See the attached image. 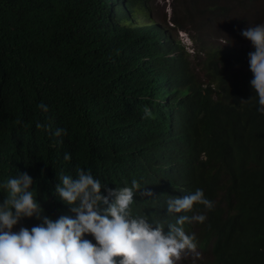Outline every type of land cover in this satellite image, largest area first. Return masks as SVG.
<instances>
[{"label": "clouds", "instance_id": "9594fccd", "mask_svg": "<svg viewBox=\"0 0 264 264\" xmlns=\"http://www.w3.org/2000/svg\"><path fill=\"white\" fill-rule=\"evenodd\" d=\"M137 1L128 5L123 0L107 1L112 47L134 61L126 76L143 79L150 88L160 85L162 78L170 80L149 54L170 49L177 40L188 68L202 78L201 64L195 63L204 58L197 51L203 46L226 53L219 70L227 72L236 86L246 79L255 94L248 101L255 98L258 111L264 114V20L259 17L262 8L256 7L254 0H236L229 3L232 8L222 5L227 7L226 14L235 15L234 22L218 13L190 22L187 18L195 36L185 31L183 22L179 27L173 21L174 17L181 22L184 15L172 13L170 26L185 31L190 48L168 26L148 17L150 8L145 0ZM199 1L191 0L185 8L188 15ZM2 26L1 20L0 37ZM156 34L159 37L149 49L136 51L131 43ZM172 55L171 50L166 54ZM195 84L176 88L168 118L133 127L132 144L149 139L157 148L153 167L136 162L145 172L136 180L120 183L116 174L104 169L70 165L74 157L71 144L59 137V129L46 138L51 144L58 142L62 150L57 155L49 153L51 160L44 167L30 169L28 164L27 170H22L0 166V264H212L211 244L204 241L201 227L214 204L205 197L202 183L194 179L195 167L207 161L206 153L194 144L197 116L188 109ZM199 86L203 91L205 84ZM81 89L79 83L72 82L70 94L79 95ZM40 107L47 111L45 105ZM144 113V118L155 119L147 106ZM208 165L221 182L234 180L239 170L246 173L244 179L253 178L264 190V130L255 139L240 136L236 145L212 156ZM219 205L225 208L223 202ZM208 227L239 250L241 264L248 259L264 264V247L250 244L263 236L258 216L243 211L230 227L212 223Z\"/></svg>", "mask_w": 264, "mask_h": 264}, {"label": "trees", "instance_id": "16d2710c", "mask_svg": "<svg viewBox=\"0 0 264 264\" xmlns=\"http://www.w3.org/2000/svg\"><path fill=\"white\" fill-rule=\"evenodd\" d=\"M107 1L0 0V21L4 25L0 37V166L22 170H27L28 164L30 169L44 167L51 160L49 153L57 155L62 150L58 142L51 144L46 138L59 129V137L71 144L74 157L70 165L104 169L116 174L120 183L145 176L136 162L153 167L157 148L149 139L132 144L133 127L168 118L176 88L196 83L188 109L197 116L194 144L206 153L207 161L195 167L194 179L202 183L205 197L214 204L205 214L201 233L204 241H210L212 264H241L239 250L212 232L208 224L230 227L246 211L258 216L263 225V236L250 244L264 247V190L253 178L244 179L246 173L239 170L234 180L221 182L208 162L236 145L240 136L255 139L264 130V114L258 111L257 100L248 101L255 97L250 83L245 79L240 86L232 84L231 76L219 70L226 53L203 46L197 51L204 58L195 63L201 64L203 74L197 78V73L188 68L177 40L172 48L149 54L170 80L162 78L160 85L150 88L143 79L126 76L134 61L120 56L112 47ZM123 1L127 5L138 3ZM212 1H199L189 15L183 11L182 20L188 18L190 22L215 13L224 16L227 7L212 8L207 4ZM182 20L173 17L179 27ZM158 37L147 35L131 43L136 51L146 50ZM170 50L173 55L166 56ZM72 82L82 86L79 95L70 94ZM199 83L205 84L203 91ZM145 106L155 119L144 118ZM243 152L246 154V149ZM216 193L220 194L218 198L214 197ZM221 202L225 208L219 205Z\"/></svg>", "mask_w": 264, "mask_h": 264}, {"label": "rangeland", "instance_id": "374dc122", "mask_svg": "<svg viewBox=\"0 0 264 264\" xmlns=\"http://www.w3.org/2000/svg\"><path fill=\"white\" fill-rule=\"evenodd\" d=\"M235 1L236 0H213L212 2H209L207 4L211 5L212 8H214V6L225 5L226 3L228 6H230L229 3L235 4ZM145 2L150 8L148 17L163 26H168L171 29V32L179 38V41L183 42L187 48H190L191 45L188 37H186L185 31L195 36L197 33L194 31V29L187 23L186 20H182L184 24L183 28L185 29V31H178V29L173 30L172 26L170 25H172V13H175L177 16L181 17L182 12L190 4L191 0H145ZM254 3L256 7L262 8V10H260L259 17L261 18V20H264V0H254ZM225 18L230 22H234L236 20L235 15L230 11L226 14ZM226 33L228 36H231L230 31ZM230 43L231 41L228 42V44ZM197 76H199V74Z\"/></svg>", "mask_w": 264, "mask_h": 264}]
</instances>
